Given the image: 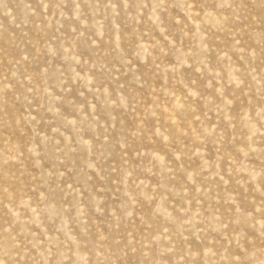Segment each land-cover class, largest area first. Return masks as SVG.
Segmentation results:
<instances>
[{
    "label": "rangeland",
    "instance_id": "374dc122",
    "mask_svg": "<svg viewBox=\"0 0 264 264\" xmlns=\"http://www.w3.org/2000/svg\"><path fill=\"white\" fill-rule=\"evenodd\" d=\"M0 264H264V0H0Z\"/></svg>",
    "mask_w": 264,
    "mask_h": 264
}]
</instances>
